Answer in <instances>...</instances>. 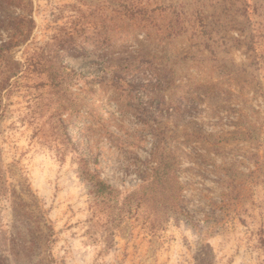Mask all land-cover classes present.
Here are the masks:
<instances>
[{"label":"rangeland","instance_id":"374dc122","mask_svg":"<svg viewBox=\"0 0 264 264\" xmlns=\"http://www.w3.org/2000/svg\"><path fill=\"white\" fill-rule=\"evenodd\" d=\"M0 264H264V0H0Z\"/></svg>","mask_w":264,"mask_h":264},{"label":"trees","instance_id":"16d2710c","mask_svg":"<svg viewBox=\"0 0 264 264\" xmlns=\"http://www.w3.org/2000/svg\"><path fill=\"white\" fill-rule=\"evenodd\" d=\"M93 188H94L93 191H94L96 194H98V193H102V192H104V191H109L110 186H109L105 181H103V180H101V179H97V180L95 181V185H94Z\"/></svg>","mask_w":264,"mask_h":264}]
</instances>
